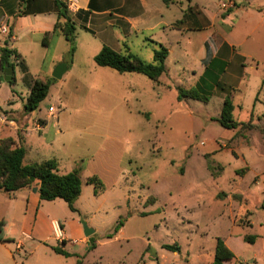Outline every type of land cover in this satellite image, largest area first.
<instances>
[{"label": "rangeland", "instance_id": "1", "mask_svg": "<svg viewBox=\"0 0 264 264\" xmlns=\"http://www.w3.org/2000/svg\"><path fill=\"white\" fill-rule=\"evenodd\" d=\"M196 2L212 11L215 26L230 18L224 26L231 32L224 39L251 55L257 68L250 67L252 59L241 70L233 63L223 76L226 88L205 89L207 101H179L177 90L164 86L167 77L162 84L138 74L112 80L114 71L99 67L89 50L80 49L75 77L55 79L40 108L29 113L31 128L49 107L56 110L45 132L33 131L25 139L20 134L15 141L26 148L27 165L56 159L60 174L82 168L78 213L61 199L52 209L60 217L81 213L82 225L95 231L89 253L73 247L82 251L85 264H143L148 244L146 257L159 253V262L144 258L149 264H213L217 237L236 255L228 264H264V0ZM196 34L193 51L204 36ZM180 39L166 65L174 82L187 90L196 78L183 69L199 65L186 56L183 45L192 49ZM214 39L222 42L218 34ZM154 49L159 50L136 42L131 51L152 63ZM79 83L83 89L77 93ZM16 90L28 93L20 82ZM228 94L235 103L234 120L252 127L232 131L216 121ZM94 175L105 187L99 196L88 183ZM120 221L124 225L116 233ZM245 235L254 236L255 243L245 242ZM163 244H177L181 254L161 249Z\"/></svg>", "mask_w": 264, "mask_h": 264}, {"label": "crops", "instance_id": "2", "mask_svg": "<svg viewBox=\"0 0 264 264\" xmlns=\"http://www.w3.org/2000/svg\"><path fill=\"white\" fill-rule=\"evenodd\" d=\"M56 1L0 0V28L6 25L9 29V35L0 33V60L5 47L16 52V56L11 58V62L15 65L12 69L11 82L4 81V71L1 70L0 64V140L12 138L14 141H19L20 134L25 139L24 136L31 135L33 131H38L40 134L45 132L50 116L54 117L55 112L50 113L49 110L52 107H49L45 116L32 121L30 128L29 113L24 109L26 99L36 79L43 81L54 79L52 74L59 64H67V71L60 80L67 75L75 77L80 49L89 50L94 61L95 56L104 47H109L119 53L133 54L131 49L136 42H139L141 48H145L146 44H152L159 49L160 46H164L169 51L168 60L175 54L174 44L176 48L181 46L180 37L183 36L192 51L188 52L184 45L182 49L186 51V56L195 57L197 66L199 65L195 68L189 64L187 69H183L185 75H193L196 78H192L195 83L189 89L197 87L200 80L206 78L209 81V87L213 85V90L218 91L221 86L224 88L227 86L223 83V76L227 74L231 64L235 63V67L241 70L246 67L247 59H252L250 67L257 68L258 66L257 61L251 55L240 52L233 43L224 39L227 32H231L227 29L228 26H224L230 25V18H223L215 26L212 11L196 4V0H170L169 4L163 0H59L68 6L77 28V50L70 62L68 55L70 44L61 33L55 32L58 20ZM236 1L238 4L241 2V0ZM240 10H242L241 6L231 16H236ZM197 32L204 36L201 42L194 46L195 51H193ZM216 34L222 38V42L214 39ZM153 52L154 56L156 49ZM135 56L142 61L145 60L139 55ZM166 69L162 77H167L169 81H166L164 86L177 90L180 86L177 81L174 82L176 78L170 76L171 70L167 65ZM134 74H120L114 71L112 80L136 79ZM161 78L160 84H162ZM214 80L217 81L216 84ZM19 82L28 87V93L25 96L20 95L16 90ZM5 83L9 84V89H4ZM78 87H81L80 83L77 87L75 86L77 93L83 89L79 90ZM94 89L98 90L99 87L95 86ZM131 89L132 86L129 83L126 90ZM224 96L223 104L230 94ZM232 103L235 112V103L233 101ZM237 108L240 110L239 107ZM0 193L4 198L0 202V220L7 219L14 233L13 240H0V264H77L82 251L89 253L94 247L91 243V236L95 231L90 237L85 235L81 213L80 216L70 213L67 217H60L53 213L52 208L60 203L59 200H40L38 189L34 187L18 191L12 197L3 192ZM75 207L77 208V205ZM55 222L61 225V237L55 234L53 227ZM224 242L230 249L229 243L225 240ZM164 245L169 244H163L161 249L181 254V247L177 244L174 245L179 247L178 251L167 250L163 248ZM56 247L61 248L70 256L57 254L54 251ZM73 247H80L83 250H74ZM151 249V244H148L142 254L143 264H149L150 261L145 262L147 258L159 262L157 251L152 252L151 257H146V253ZM236 260L235 255L232 261Z\"/></svg>", "mask_w": 264, "mask_h": 264}, {"label": "trees", "instance_id": "3", "mask_svg": "<svg viewBox=\"0 0 264 264\" xmlns=\"http://www.w3.org/2000/svg\"><path fill=\"white\" fill-rule=\"evenodd\" d=\"M163 1L166 4L170 3V0ZM56 5L58 20L55 25V32L61 33L70 44L68 55L69 61L72 62L77 50V28L68 6L59 0L56 1ZM168 55V49L160 46V49L155 52L154 61L146 63L132 53H119L109 47H104L95 56L94 61L100 67L110 68L120 74L135 73L158 83L167 71L166 60ZM12 56H16V52L5 47L0 60L2 71L14 69L15 65L11 62ZM54 81V79L48 81L36 79L34 81L24 106L26 112L30 113L39 109L40 104L48 96ZM207 82L209 81L203 78L195 88L189 90L177 88L179 101L185 98L207 101L208 98L203 93L209 87ZM233 112L234 105L231 98L227 97L222 107L221 116L216 121L224 129L232 131L245 126L252 127V124L248 125L235 121ZM25 157L26 149L24 146L17 145L12 138L0 140V192L12 197L18 191L34 187L38 189L40 200L54 201L61 199L66 202L72 212L78 213L75 204L83 191L82 168L76 167L67 174H60L56 159L27 165L25 164ZM88 183L94 187L95 196H99L105 190L104 184L98 176H91ZM123 225V221H120L115 227V232L117 233ZM13 239L14 233L10 229V222L7 219L0 220V240L9 241ZM245 241L253 244L255 237L247 235ZM91 243L93 245V242ZM163 248L171 251H178L179 249L177 245H164ZM54 251L66 257L70 256L59 247L54 248ZM234 258V253L226 246L224 240L217 238L213 264H225L231 262ZM77 264H83L81 257H78Z\"/></svg>", "mask_w": 264, "mask_h": 264}, {"label": "water", "instance_id": "4", "mask_svg": "<svg viewBox=\"0 0 264 264\" xmlns=\"http://www.w3.org/2000/svg\"><path fill=\"white\" fill-rule=\"evenodd\" d=\"M67 71V64L62 63L59 64L56 68L54 73L52 74V77L56 80H60L63 76V74ZM13 70L12 69H6L4 71V81L5 82H11L13 77H12ZM84 228V233L87 237H90L93 233L94 230L89 228L85 223L83 224Z\"/></svg>", "mask_w": 264, "mask_h": 264}, {"label": "built area", "instance_id": "5", "mask_svg": "<svg viewBox=\"0 0 264 264\" xmlns=\"http://www.w3.org/2000/svg\"><path fill=\"white\" fill-rule=\"evenodd\" d=\"M0 33L3 34V35H9V29L6 25H3L1 28H0ZM50 113H54L55 112V109L52 107L50 108ZM54 231H55V234L58 236V237H61L62 236V228H61V225L58 223V222H55L54 225Z\"/></svg>", "mask_w": 264, "mask_h": 264}]
</instances>
